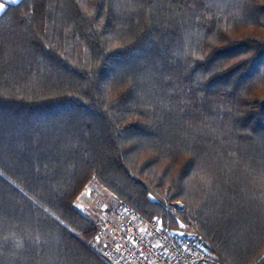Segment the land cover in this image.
<instances>
[{"label":"trees","instance_id":"obj_1","mask_svg":"<svg viewBox=\"0 0 264 264\" xmlns=\"http://www.w3.org/2000/svg\"><path fill=\"white\" fill-rule=\"evenodd\" d=\"M91 180L264 264V0H19L0 14V264H106Z\"/></svg>","mask_w":264,"mask_h":264},{"label":"built area","instance_id":"obj_2","mask_svg":"<svg viewBox=\"0 0 264 264\" xmlns=\"http://www.w3.org/2000/svg\"><path fill=\"white\" fill-rule=\"evenodd\" d=\"M89 246L106 264H223L194 235L173 233L128 204L99 222Z\"/></svg>","mask_w":264,"mask_h":264},{"label":"rangeland","instance_id":"obj_3","mask_svg":"<svg viewBox=\"0 0 264 264\" xmlns=\"http://www.w3.org/2000/svg\"><path fill=\"white\" fill-rule=\"evenodd\" d=\"M123 204L128 203L120 201L105 187L98 184L96 180L88 182L75 200L76 208L91 220H95L97 224L118 211ZM171 231L178 234L187 233L181 230ZM187 234L191 233L188 232Z\"/></svg>","mask_w":264,"mask_h":264},{"label":"snow or ice","instance_id":"obj_4","mask_svg":"<svg viewBox=\"0 0 264 264\" xmlns=\"http://www.w3.org/2000/svg\"><path fill=\"white\" fill-rule=\"evenodd\" d=\"M18 2H19V0H5V2L0 3V13H4L5 12V4L6 3L16 4ZM158 230H160V229L158 228ZM141 231H143V230H141ZM181 235H182V233H181ZM185 250H187V249H185Z\"/></svg>","mask_w":264,"mask_h":264},{"label":"crops","instance_id":"obj_5","mask_svg":"<svg viewBox=\"0 0 264 264\" xmlns=\"http://www.w3.org/2000/svg\"><path fill=\"white\" fill-rule=\"evenodd\" d=\"M2 2H5V0H0V3H2ZM7 4H10V3H6V4H5V7H6ZM0 14H1V13H0Z\"/></svg>","mask_w":264,"mask_h":264}]
</instances>
